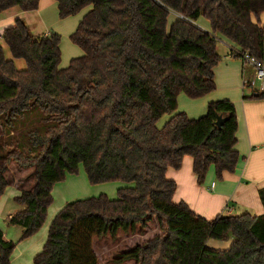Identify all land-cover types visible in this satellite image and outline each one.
<instances>
[{
	"label": "trees",
	"instance_id": "1",
	"mask_svg": "<svg viewBox=\"0 0 264 264\" xmlns=\"http://www.w3.org/2000/svg\"><path fill=\"white\" fill-rule=\"evenodd\" d=\"M56 1L60 19L84 13L71 34L84 54L67 67H61L62 35L55 30L36 36L18 17L1 35L12 59L0 44V198L11 162L34 168V186L21 189L15 201L22 208L9 218L23 228V240L44 226L55 185L81 167L92 185H121L114 198L102 193L68 202L51 221L34 264H99L95 237L142 233L155 217L161 234L115 262L264 264V213L207 219L174 201L177 184L167 177L187 155L200 183L212 166L218 179L236 170L235 104L212 101L204 116L192 119L177 111L178 97L216 89L221 38L235 46L233 56L245 51L264 59V0ZM39 4L0 0V13ZM200 17L210 32L196 24ZM15 59H24L26 69H17ZM257 97L264 99V92ZM32 113L38 125L20 130ZM165 115L172 116L158 126ZM259 195L264 205V187ZM210 239L232 242L215 250ZM15 248L0 229V264H12Z\"/></svg>",
	"mask_w": 264,
	"mask_h": 264
},
{
	"label": "crops",
	"instance_id": "2",
	"mask_svg": "<svg viewBox=\"0 0 264 264\" xmlns=\"http://www.w3.org/2000/svg\"><path fill=\"white\" fill-rule=\"evenodd\" d=\"M7 11L12 12L1 20V24L3 25L0 27V38L3 31L14 24L16 18H24L29 13V11H21L18 7ZM35 12L39 14L41 23L46 25L47 32L55 28V31L57 30L59 33L62 32L61 28L66 29L74 26L73 21L65 20L64 22H60L58 3L56 0H40L39 8ZM83 15L84 13H81L78 24ZM262 20L264 21V14ZM78 24L77 26L75 25L76 29ZM196 24L206 31H211V24L205 17H200ZM75 28L73 30H76ZM1 40L3 39L1 38ZM233 48L235 46L225 39L221 38V41L220 39L218 40L217 49L222 59L214 70L216 83V89L214 91L199 98H190L184 93L178 97L177 111L187 113L192 119L204 116L207 113L208 104L212 101L227 99L232 101L236 106L238 130L236 133L237 143L235 148L240 154V161L234 172H225L223 178L218 179L215 168L212 166L204 182L200 183L194 172V159L189 155L184 157L180 168L170 167L167 170V177L176 181L177 184L173 198L174 201H184L196 214L207 219H213L218 215L229 216L244 213L261 215L264 213V205L259 195V190L264 187V99L257 97L261 93L258 88L244 85V79L253 76V66L245 63L240 57L233 56ZM75 54L76 57H79L84 53L80 55L77 52ZM18 60L15 59V64ZM171 116L165 115L162 118L163 122L160 126L168 121ZM11 165L17 167L18 164L14 161L11 162L5 172V176L9 182L8 187L12 186L13 189L8 196H5L6 189L4 195L0 198V229L2 228L3 222L4 224H11L9 218L22 208L10 209L8 207L10 202L8 197L12 195L15 201V197L21 191L19 184L21 181L18 178L16 182H10L8 179L10 177L8 170ZM19 169L25 170V167L19 166L16 168L18 173H22ZM71 177L73 176H68L67 179ZM67 179L58 184L65 183ZM75 183L72 180L71 183L64 186V193L67 197L70 196V198H73L72 195L78 194L79 187ZM213 183H215L214 187H212ZM26 187L31 188L32 185ZM1 230L5 238L11 240L9 237V229ZM44 234L45 232H42V236L37 239L33 238L34 235L28 238L33 240H29L27 244H24L20 252L12 258V264H16V261L20 257H24V264H30V262L34 261L35 256L41 252L40 244L41 240L43 241L44 239ZM223 242L220 244L216 240L210 239L207 242V246L217 250H224L230 247L232 240ZM228 242L229 244H227Z\"/></svg>",
	"mask_w": 264,
	"mask_h": 264
},
{
	"label": "rangeland",
	"instance_id": "3",
	"mask_svg": "<svg viewBox=\"0 0 264 264\" xmlns=\"http://www.w3.org/2000/svg\"><path fill=\"white\" fill-rule=\"evenodd\" d=\"M35 11L36 10L29 11V13H27L26 16L24 17L25 19L24 18H22V19H24L26 21V23L30 26L32 33L37 36V35H42L44 33H47L48 29L46 28V25L41 23L39 16H38L39 14ZM11 12L12 11L0 13V27H1V25H3V24H1L2 18L7 17ZM172 16H174V15H172ZM80 17H81V14L77 15V16H71L67 19H59L60 22H64L65 20H69V21L74 22V26H72V28H66V29L61 28L62 32H59L62 35V44H61L62 45V61H61L62 67H67L69 65L71 59L76 57L75 53L78 52V53H80V55L83 54V50L78 45L74 44L71 40V34L73 33V31H75L73 29L75 28V25L77 26L78 21L80 20ZM53 30H55V28H53ZM220 41H221V39H220ZM0 44L4 47V53H5L6 58L12 59V55H11L9 47L6 45L4 40H1V38H0ZM220 46H221V44H220ZM16 67L19 70L26 69L25 60L19 59L16 62ZM258 87H260V85H258ZM38 120H39V116L36 113H32L28 117L25 125H22L20 127V130L23 127L29 129V128L37 126ZM162 122H163V120L161 119L158 123V126H160L162 124ZM1 131H2V129L0 127V132ZM17 133L18 132L16 130V132H12L10 134V136L11 137L12 136H18ZM18 146L21 147L22 145H18ZM24 146H26V145H24ZM17 167H19V166L17 165ZM17 167H14V165H11V167L8 170V172H9L8 174H10V177H8V179L10 180V182H13V181L16 182V180L18 178L21 181V182H19L21 189L27 188L26 186H31V185L33 187V184H34V182H33L34 181V177H33L34 168L33 167L32 168H25V170L19 169L20 172H22V173H18L16 170ZM70 176H73V177H71L70 179H67V181L65 183L57 184L55 186V189L53 190V203L49 207L47 220H46L44 226L42 227V229H40L33 237V238L37 239L40 236H42V232H45L44 239L42 238L43 241L41 240L40 251H42V249L46 243L47 235H48V232H46V231L49 230V226L51 224V221L53 220L55 215L66 205V203H68V201L70 202L71 200H74V199L87 198L90 196H97V195H100L102 193L108 194L110 197L114 198L117 196V189L121 184L120 182H107V183H102V184H98V185H92V184H90V182L87 178L86 172H85L83 167L80 168V172L78 175H69V177ZM72 180L76 182L75 185H78L79 192L76 195H72L73 198H70V196L67 197V195L64 193V186L68 183H71ZM31 188H29V189H31ZM12 189H13L12 186L8 187L5 196H8ZM79 193H81V194H79ZM8 200L10 201L8 204V207L10 209L21 207L18 203H16L13 200L12 195L8 197ZM1 229H9V237L11 238V240L16 242V248L14 250L13 257L16 256L20 252V250L24 247V244H27L29 242V240H33V239H28V238L21 240L22 228L19 227L18 225H14L12 223L11 224L10 223L4 224V222H3ZM160 234H161V230L159 228V222H158V219L155 217L148 224V227L142 233L125 234L123 232H120L118 237L115 239H113L110 235L104 236L101 238L95 237L93 239V242H92V250H93L94 254L97 256L99 264H134L135 262L133 260L126 261L123 263H117L114 261V259L121 252L130 250V249L134 248L136 245L142 244L147 240L153 239L154 237H156ZM213 240H215V239H213ZM216 241L219 242L220 244H221V242H223V241H219V240H216ZM227 244H229V242ZM208 247L211 249H215V248H212L210 246H208ZM215 250H217V249H215ZM16 264H24V257L23 258L20 257L18 259V261H16ZM30 264H34V261L30 262Z\"/></svg>",
	"mask_w": 264,
	"mask_h": 264
},
{
	"label": "built area",
	"instance_id": "4",
	"mask_svg": "<svg viewBox=\"0 0 264 264\" xmlns=\"http://www.w3.org/2000/svg\"><path fill=\"white\" fill-rule=\"evenodd\" d=\"M241 59L253 66V76L244 79V85L252 88H258L260 92H264V59L253 57L249 52H242ZM260 85V87H258ZM215 183L212 184L214 187Z\"/></svg>",
	"mask_w": 264,
	"mask_h": 264
},
{
	"label": "water",
	"instance_id": "5",
	"mask_svg": "<svg viewBox=\"0 0 264 264\" xmlns=\"http://www.w3.org/2000/svg\"><path fill=\"white\" fill-rule=\"evenodd\" d=\"M224 121H225V118L222 115H219L218 120L216 121V125L218 127H221Z\"/></svg>",
	"mask_w": 264,
	"mask_h": 264
}]
</instances>
